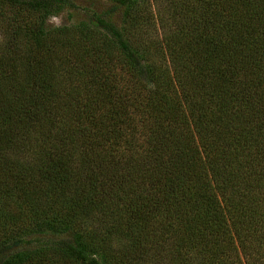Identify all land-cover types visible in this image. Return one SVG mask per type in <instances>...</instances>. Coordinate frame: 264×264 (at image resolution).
<instances>
[{"label":"trees","instance_id":"16d2710c","mask_svg":"<svg viewBox=\"0 0 264 264\" xmlns=\"http://www.w3.org/2000/svg\"><path fill=\"white\" fill-rule=\"evenodd\" d=\"M110 2L0 0V264H264V0Z\"/></svg>","mask_w":264,"mask_h":264},{"label":"rangeland","instance_id":"374dc122","mask_svg":"<svg viewBox=\"0 0 264 264\" xmlns=\"http://www.w3.org/2000/svg\"><path fill=\"white\" fill-rule=\"evenodd\" d=\"M76 6L75 7H70V6H63L58 9H54L53 12L50 14V16L47 18L46 24L47 26H61V25H76L79 22L85 21L86 20V15H85V9H90V8H103L106 6H109L111 4L110 0H72ZM4 9V16L2 18L0 17V41L4 39V36L6 35V27L8 26L9 23V13L7 11V4H4L3 6ZM121 16H117L116 20L117 23L120 24ZM146 26V24H145ZM157 34L159 37H161L160 34V29L156 28ZM161 56H158V62L163 61L168 64L167 60H165V51L164 49L160 50Z\"/></svg>","mask_w":264,"mask_h":264}]
</instances>
